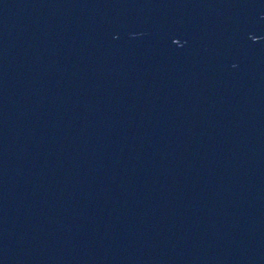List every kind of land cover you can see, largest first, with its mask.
<instances>
[{
    "label": "water",
    "instance_id": "1",
    "mask_svg": "<svg viewBox=\"0 0 264 264\" xmlns=\"http://www.w3.org/2000/svg\"><path fill=\"white\" fill-rule=\"evenodd\" d=\"M0 264H264V0H0Z\"/></svg>",
    "mask_w": 264,
    "mask_h": 264
}]
</instances>
